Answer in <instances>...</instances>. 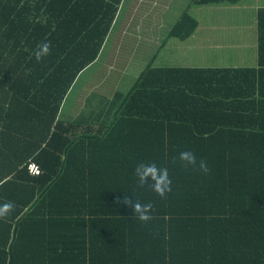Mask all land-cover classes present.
<instances>
[{
	"label": "trees",
	"instance_id": "16d2710c",
	"mask_svg": "<svg viewBox=\"0 0 264 264\" xmlns=\"http://www.w3.org/2000/svg\"><path fill=\"white\" fill-rule=\"evenodd\" d=\"M122 2L0 0V204H13L0 217V264H264V7L258 66L150 62L128 92L91 99L66 123L62 102ZM197 27L184 11L169 36ZM140 162L168 169L165 197L140 185ZM125 197L151 204V219Z\"/></svg>",
	"mask_w": 264,
	"mask_h": 264
},
{
	"label": "crops",
	"instance_id": "0c3cea01",
	"mask_svg": "<svg viewBox=\"0 0 264 264\" xmlns=\"http://www.w3.org/2000/svg\"><path fill=\"white\" fill-rule=\"evenodd\" d=\"M171 1L174 2L176 0H169V2L168 0H123L118 15L97 59L78 75L63 100L60 110L62 114L61 119L66 123L72 122V120L76 119L83 112L87 106V102L91 99L94 103H98L101 98H111L116 91L128 92L150 62L154 66H167L166 64H158L159 57H161L160 59L162 61H168L165 63H170L169 54L164 52L166 47L174 50L182 49L185 52H195L201 49V45L203 47H222L223 43H230L233 47L245 48L246 38L242 35L234 39L231 38L228 42H226V39L221 40L219 38L215 41L209 40L206 33L211 27L202 24L198 16L193 13L192 4L210 11L215 9L226 12L241 11V13L246 15H249V11H252L250 23L251 26L254 25L256 27V36L258 37L257 12L260 8L264 7V0H240L237 4L222 3L205 5L196 4L193 0H190V3L186 4L187 6L185 8L177 9H174ZM163 2L165 4L161 5ZM184 11H189L198 20V27L194 34L186 40L176 38L178 41H174L175 37L169 36V33ZM165 14L168 16L166 17ZM139 15L140 18L137 20L136 18ZM247 21L248 19L246 17L235 20L234 24L236 25L237 31L243 33L244 31L239 27V24L243 26V23H246L248 25L249 22L247 23ZM224 34L226 38H229L228 36H231V31L226 30ZM142 45H145V51H142ZM253 45L254 52L252 49V61L254 62L250 65L243 64L239 67L258 66L257 38ZM181 66L185 67L189 65ZM90 71L91 80L87 81L84 86L83 89L85 90L82 91L83 94L80 95L78 93V96L76 94L74 96L73 94L84 75ZM110 84H114L115 88L112 90L109 89L111 87ZM86 86L89 87L86 88ZM93 120V118L90 119V124L97 123V121L95 122Z\"/></svg>",
	"mask_w": 264,
	"mask_h": 264
},
{
	"label": "rangeland",
	"instance_id": "374dc122",
	"mask_svg": "<svg viewBox=\"0 0 264 264\" xmlns=\"http://www.w3.org/2000/svg\"><path fill=\"white\" fill-rule=\"evenodd\" d=\"M167 1V0H165ZM162 2V1H161ZM169 2V0H168ZM171 3L174 5V9L177 8H185L188 4L190 3V0H176V1H171ZM165 4L164 2L161 3ZM193 7V13L198 16V18L202 21V24L204 25H209L211 28L207 30V37H209V40H217V38L223 40L226 39V42H228L229 39H234L236 37L245 36L246 38V44L245 48L240 49L238 47H233V45H230V43H223L222 47H217V46H206L203 47L201 45L200 50H196L195 52H188L182 49L174 50L171 49L170 47H166L164 49L165 53L169 54V59L170 63H165L168 61H162L159 57L158 59V64H166L167 66H181V65H195L199 67H227V66H235L239 67L242 66L243 64L245 65H250L252 62V49L254 52V42L256 41V27L253 25L251 26V16H252V11H249L250 14L246 15L244 13H241V11H235V12H226L222 10H207L203 7L196 6L192 4ZM213 7V6H211ZM141 14V13H140ZM167 17L168 15L165 14ZM241 17H246L248 19L246 23H243V26L239 24V27L242 28V32L237 31L236 25L234 24L235 20H239ZM140 15L137 16V20H139ZM142 18V17H141ZM235 28V30H234ZM238 28V27H237ZM255 29V30H254ZM226 30L231 31V36H228L229 38H226L224 36ZM234 30V31H233ZM205 31V30H204ZM255 31V35H254ZM242 33V34H240ZM258 34V32H257ZM174 41H178V39L175 38ZM228 44V45H227ZM143 50L145 51V45H142ZM166 60V58H164ZM91 71L88 72V74H85L79 85L77 86L76 91L74 92V96H78V93L81 95L83 94L82 91L85 89L84 86L86 85L87 81L91 80ZM101 73V72H100ZM102 77V76H101ZM114 78V76H112ZM97 79V77H96ZM113 81V80H112ZM111 87L109 89H113L114 84H110ZM89 86H86L88 88ZM76 94V95H75Z\"/></svg>",
	"mask_w": 264,
	"mask_h": 264
},
{
	"label": "clouds",
	"instance_id": "9594fccd",
	"mask_svg": "<svg viewBox=\"0 0 264 264\" xmlns=\"http://www.w3.org/2000/svg\"><path fill=\"white\" fill-rule=\"evenodd\" d=\"M50 52V43L45 41L37 46L34 50V56L37 61L47 56ZM179 159L186 162V165L195 166L197 164V156L192 151H183L179 153ZM199 169L203 173H207L208 166L204 160L199 161ZM135 176L138 178L140 185L148 184L152 190L160 197H165L171 190L172 180L169 177L166 167H159L155 162H140L134 170ZM125 204H130L135 215L140 221L147 222L151 219V204L141 205L139 202L129 201L127 197L124 199ZM13 209L12 203L0 204V217L6 216Z\"/></svg>",
	"mask_w": 264,
	"mask_h": 264
},
{
	"label": "built area",
	"instance_id": "2783aa9c",
	"mask_svg": "<svg viewBox=\"0 0 264 264\" xmlns=\"http://www.w3.org/2000/svg\"><path fill=\"white\" fill-rule=\"evenodd\" d=\"M29 170L32 174H38L40 173V167L35 162H31L29 164Z\"/></svg>",
	"mask_w": 264,
	"mask_h": 264
}]
</instances>
